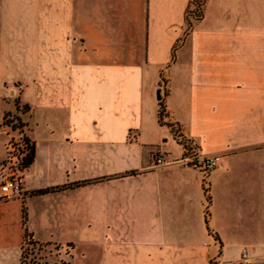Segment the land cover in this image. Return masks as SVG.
<instances>
[{"label": "crops", "instance_id": "0c3cea01", "mask_svg": "<svg viewBox=\"0 0 264 264\" xmlns=\"http://www.w3.org/2000/svg\"><path fill=\"white\" fill-rule=\"evenodd\" d=\"M190 1L0 0V163L15 100L34 151L0 264L26 233L66 264L264 259V0H205L186 31Z\"/></svg>", "mask_w": 264, "mask_h": 264}, {"label": "built area", "instance_id": "2783aa9c", "mask_svg": "<svg viewBox=\"0 0 264 264\" xmlns=\"http://www.w3.org/2000/svg\"><path fill=\"white\" fill-rule=\"evenodd\" d=\"M18 133L17 138L11 136L7 140L6 155L0 163V199H8L12 196L24 198L26 196L23 172L26 168V159L30 155L33 144L25 132L24 125L20 127ZM150 157L154 165L166 163V153L158 147L151 151ZM183 161L185 164L208 172L218 165L220 156L205 155L200 157L196 154H185ZM240 255L241 262L239 264H252L247 260L248 252L245 248L241 250ZM254 264H264V259H260Z\"/></svg>", "mask_w": 264, "mask_h": 264}, {"label": "rangeland", "instance_id": "374dc122", "mask_svg": "<svg viewBox=\"0 0 264 264\" xmlns=\"http://www.w3.org/2000/svg\"><path fill=\"white\" fill-rule=\"evenodd\" d=\"M188 16V19L191 22V26H185L186 31H188L196 21L192 16ZM14 103L16 105L17 111L14 110L6 112L1 121V126L4 130H6L7 133V140L11 136L17 138L20 127L23 125L18 111L24 110V106H21L17 100H15ZM188 144L190 149L189 154H191V152L195 151V146L192 142H189ZM29 237L30 236L28 233L24 235L20 249V264H66V260L60 257L61 253L59 249L61 247L59 245L40 243L37 241L29 243V240H33ZM66 249H68V247Z\"/></svg>", "mask_w": 264, "mask_h": 264}, {"label": "trees", "instance_id": "16d2710c", "mask_svg": "<svg viewBox=\"0 0 264 264\" xmlns=\"http://www.w3.org/2000/svg\"><path fill=\"white\" fill-rule=\"evenodd\" d=\"M205 0H191L189 5H188V9L187 11V15H186V19H185V25L187 27L191 26V22L188 19V15L192 16L193 18H195V20H198L201 15H202V10H203V4H204ZM33 147L30 151V155L28 156V158L26 159V166L32 161L33 159ZM36 241L33 240H29V243H33Z\"/></svg>", "mask_w": 264, "mask_h": 264}]
</instances>
